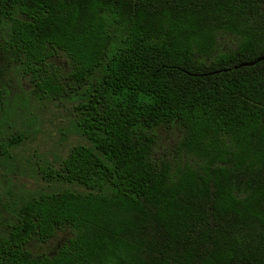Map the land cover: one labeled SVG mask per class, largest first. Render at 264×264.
<instances>
[{
    "label": "trees",
    "instance_id": "1",
    "mask_svg": "<svg viewBox=\"0 0 264 264\" xmlns=\"http://www.w3.org/2000/svg\"><path fill=\"white\" fill-rule=\"evenodd\" d=\"M15 89L88 143L0 212V264H264V0H0V117Z\"/></svg>",
    "mask_w": 264,
    "mask_h": 264
},
{
    "label": "rangeland",
    "instance_id": "2",
    "mask_svg": "<svg viewBox=\"0 0 264 264\" xmlns=\"http://www.w3.org/2000/svg\"><path fill=\"white\" fill-rule=\"evenodd\" d=\"M234 42L235 38L231 36L221 38L220 51L233 48ZM57 63L64 72L70 69L63 53L59 55ZM19 92L15 89L14 93L9 94L7 110L0 117V137L13 135L22 127V135L25 136L10 149L9 159L0 157V212L3 214L12 212L21 200L37 194L40 189H48L35 172L36 163L43 164L49 159L59 158L74 144L88 143L73 126L74 101L69 95L55 101L39 100L36 97L24 101L19 97L22 95ZM170 132L166 133L167 138L161 140V149L173 143L179 135V131ZM65 236L67 234L59 232L44 245L43 251L55 253Z\"/></svg>",
    "mask_w": 264,
    "mask_h": 264
},
{
    "label": "water",
    "instance_id": "3",
    "mask_svg": "<svg viewBox=\"0 0 264 264\" xmlns=\"http://www.w3.org/2000/svg\"><path fill=\"white\" fill-rule=\"evenodd\" d=\"M261 59H263V57H260V58L256 59V60L253 61V62H248V63H244V64L251 65V64H253V63H255V62H257V61H259V60H261Z\"/></svg>",
    "mask_w": 264,
    "mask_h": 264
}]
</instances>
